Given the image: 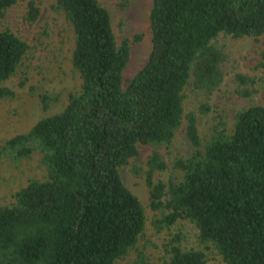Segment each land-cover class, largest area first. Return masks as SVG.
<instances>
[{"label":"trees","instance_id":"obj_1","mask_svg":"<svg viewBox=\"0 0 264 264\" xmlns=\"http://www.w3.org/2000/svg\"><path fill=\"white\" fill-rule=\"evenodd\" d=\"M16 1L0 0V12ZM55 1L73 31L80 91L0 145V159L37 157L45 169L44 179L28 180L14 202L0 204V264H115L130 250L146 263L137 247L144 207L119 173L137 144L152 146L143 173L156 229L187 219L197 230L196 247L172 234L163 245L167 264H207V250L225 264H264V105L238 111L231 132L219 120L202 139L197 127L226 77L237 96L257 93L264 48L260 73L251 74L218 37L264 36V0H152L151 50L125 86L128 40L117 44L108 10L99 0ZM38 15L29 1L25 21ZM26 51L22 39L0 30V82ZM55 100L40 97L44 110ZM183 120L191 150L172 163L181 177L155 182L153 173L167 166L160 149L169 153Z\"/></svg>","mask_w":264,"mask_h":264},{"label":"rangeland","instance_id":"obj_2","mask_svg":"<svg viewBox=\"0 0 264 264\" xmlns=\"http://www.w3.org/2000/svg\"><path fill=\"white\" fill-rule=\"evenodd\" d=\"M29 1L31 0H17L0 12V30H10L27 44V51L15 71L0 82V88L11 92L0 96V145L15 134L28 131L41 117L63 109L69 95L80 91L81 79L71 63L74 35L64 13L55 0H33L39 7V15L34 22L28 23L24 16ZM121 1L99 0L110 14L117 44L123 39L128 40V61L122 72V85L125 86L144 65L151 50L148 16L152 0H126L124 6L120 5ZM218 41L225 43L232 55L240 58V70L251 74L260 73L256 65L264 48V36L232 38L219 35ZM256 87L257 93L251 99L239 97L226 77L211 98L209 112L198 118L200 137L203 139L219 120H223L227 132H231L238 111L250 105H264V79ZM43 94L56 98L46 110L42 108L40 101ZM184 106L186 111L190 109L188 103H184ZM185 124L183 120L169 153L160 149L167 166L164 170L153 173V181L167 183L169 179L181 177V172L172 163L177 157L187 156L191 150L185 134ZM137 151L136 156L119 167V173L123 183L144 207L145 228L137 247L143 251L146 263L137 258L135 250H130L115 264H167L163 245L172 234L180 235L183 247H196L197 230L187 219H179L169 228L156 229L154 220L159 217V212L149 206L148 186L143 173L152 146L137 144ZM44 177L45 169L38 164L37 157L18 163L0 159V204L14 202L15 192L26 185L28 180ZM207 255V264H225L214 251L207 250Z\"/></svg>","mask_w":264,"mask_h":264}]
</instances>
